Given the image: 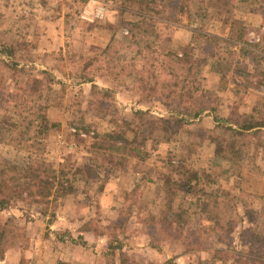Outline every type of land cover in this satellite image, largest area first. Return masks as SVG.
I'll return each instance as SVG.
<instances>
[{
	"label": "rangeland",
	"instance_id": "rangeland-1",
	"mask_svg": "<svg viewBox=\"0 0 264 264\" xmlns=\"http://www.w3.org/2000/svg\"><path fill=\"white\" fill-rule=\"evenodd\" d=\"M0 44V120L20 130L0 168L42 159L74 188L0 206V264H261L245 238L264 235V161L214 163L207 130L264 119V0H0ZM190 167L209 174L196 191Z\"/></svg>",
	"mask_w": 264,
	"mask_h": 264
},
{
	"label": "trees",
	"instance_id": "trees-1",
	"mask_svg": "<svg viewBox=\"0 0 264 264\" xmlns=\"http://www.w3.org/2000/svg\"><path fill=\"white\" fill-rule=\"evenodd\" d=\"M222 1L223 4H226V0ZM182 7H188V5L184 3L183 6L180 7L181 10ZM197 9L200 10L201 6H199ZM201 15H204V13ZM4 47H6V44H0V52H2ZM180 58L182 57L180 56L179 59ZM9 65L11 67H15L14 65L16 64L11 63ZM48 105V103L45 105H37L39 112L36 115V118L38 119V129L36 130V133L38 136L43 133V131H47L49 128L56 125V123L50 122L47 117L46 111ZM138 113L142 114L140 111ZM175 121L178 122L179 120ZM213 121L214 127L210 130H207V133L210 137L209 141H211L212 144V161L214 163L231 162L237 167V163L244 161L255 164V160L253 159L257 157L264 161V119L259 118L256 120L252 116H248L247 118H243L239 121H228L222 117H213ZM31 126H33V120L29 119L26 120V123L23 127L28 131ZM164 128H166V126H164ZM15 131H17L16 133L20 131L18 130V123L16 119H13L9 122L0 120V142L8 141L5 137L12 135V133ZM21 134L23 135V133ZM129 135L130 136H126V134L119 133L117 131H111L104 133L100 138L104 139V141L111 140L112 142H119L120 147H126L130 141H134V137L136 136L134 132H131ZM146 139L147 134H144L140 144L144 145ZM99 146L101 147L102 143H100ZM250 151L251 156L249 155ZM4 164H7V162H4ZM255 167L258 170L260 169L257 164H255ZM7 171L8 170L3 169V167L0 168V206L6 205L15 197H21L22 191L26 192L25 195L33 196L35 194V190L32 188V185H34L36 182H40L43 185L42 190H38V194H42L44 197L52 195L54 199L55 197L69 194L74 189L70 181L59 180L57 178L56 171L51 168L50 164H46L42 159L34 158L25 167L23 170L24 175L21 177H6ZM159 177V182H161L164 187V195L171 199L174 193L173 185H175L176 182L170 179L169 173H161ZM202 177L208 179L209 174L204 169L198 170L190 167L188 176L186 177V182L190 184L189 191L195 190L196 187H198ZM213 189L207 193L206 191H203L202 188H198L202 195L204 194V199H202L200 210L206 209V206L209 202H212L214 206L219 205V201L222 199L219 198L217 191H219L220 188L216 187ZM226 194H228V192H226ZM181 211L174 212L173 215L177 216L178 218L182 214ZM2 237L3 232L0 230V239ZM245 241L247 242V247L249 249L248 253L251 255L250 257L257 259L261 264H264V235L249 233L246 235ZM163 264H170V261L167 260Z\"/></svg>",
	"mask_w": 264,
	"mask_h": 264
},
{
	"label": "built area",
	"instance_id": "built-area-1",
	"mask_svg": "<svg viewBox=\"0 0 264 264\" xmlns=\"http://www.w3.org/2000/svg\"><path fill=\"white\" fill-rule=\"evenodd\" d=\"M85 12H86V11H85ZM84 18H85V17H84ZM70 131H71V132H72V131L74 132V131H75V128H71ZM81 135H84V134H81Z\"/></svg>",
	"mask_w": 264,
	"mask_h": 264
}]
</instances>
